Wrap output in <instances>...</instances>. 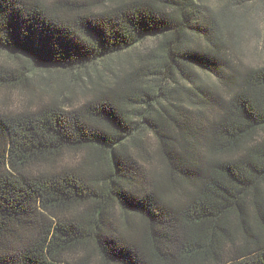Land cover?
<instances>
[{"label":"trees","instance_id":"obj_1","mask_svg":"<svg viewBox=\"0 0 264 264\" xmlns=\"http://www.w3.org/2000/svg\"><path fill=\"white\" fill-rule=\"evenodd\" d=\"M246 1L0 0V264H264Z\"/></svg>","mask_w":264,"mask_h":264},{"label":"rangeland","instance_id":"obj_2","mask_svg":"<svg viewBox=\"0 0 264 264\" xmlns=\"http://www.w3.org/2000/svg\"><path fill=\"white\" fill-rule=\"evenodd\" d=\"M246 2L248 3V16L254 24L255 31H246L240 54L236 55L235 59L238 64L243 67L259 66L264 64V6L258 2V0H248ZM148 44H150V42H148ZM0 63L12 65L18 64L22 67H26L29 71H32L34 74L33 77L36 80L45 75L42 71L34 69L31 64L22 57L20 59H14L5 54H0ZM204 80L209 84L213 83V79L211 78L206 77ZM26 97L25 94L18 90L13 92H0V99L8 101L6 108L9 110L25 105L27 100ZM75 158V155L67 154L64 160L65 162L71 163Z\"/></svg>","mask_w":264,"mask_h":264}]
</instances>
